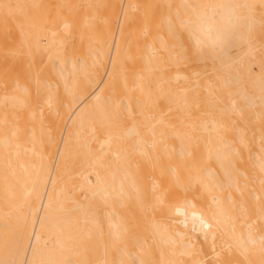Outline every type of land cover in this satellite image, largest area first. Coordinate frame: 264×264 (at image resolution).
I'll use <instances>...</instances> for the list:
<instances>
[{
  "label": "bare ground",
  "instance_id": "bare-ground-1",
  "mask_svg": "<svg viewBox=\"0 0 264 264\" xmlns=\"http://www.w3.org/2000/svg\"><path fill=\"white\" fill-rule=\"evenodd\" d=\"M0 264H264V0H0Z\"/></svg>",
  "mask_w": 264,
  "mask_h": 264
}]
</instances>
